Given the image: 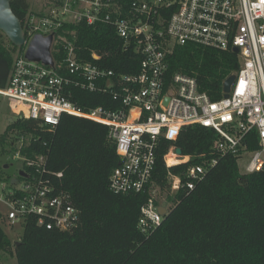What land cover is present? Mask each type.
<instances>
[{
	"label": "built area",
	"instance_id": "built-area-1",
	"mask_svg": "<svg viewBox=\"0 0 264 264\" xmlns=\"http://www.w3.org/2000/svg\"><path fill=\"white\" fill-rule=\"evenodd\" d=\"M84 22L109 24L122 40V51L141 55L135 74L118 73L104 66L108 53L94 51L96 61L77 57L75 31L57 34L65 25ZM26 47L41 34H53L52 52H62L54 66L15 57L8 84L0 95L19 106L18 117L55 129L64 114L105 124L109 140L121 158L110 176V189L128 194L143 191L151 182L161 138L175 141L185 126L200 124L213 129L218 138L208 153L180 155L172 146L164 156L169 168L170 190H193L224 155L239 160L249 153L245 171L264 169V0H57L46 11H31L27 18ZM188 43L236 53L239 68L229 95L213 100L201 91L198 80L183 73L168 79V56L176 45ZM60 45L61 47H56ZM54 57V56H53ZM169 80V81H168ZM104 93L118 101L111 106L83 107L72 100L73 89ZM169 98L168 101L166 99ZM257 131L260 147L249 150L247 136ZM12 145L6 152L20 161L14 174L0 172V226L15 230L31 218L48 229L69 231L80 222V210L71 195L56 181L63 172L47 169V157H28L22 149L30 138L17 129L9 132ZM177 156L170 164L168 156ZM197 158L181 174L173 165ZM20 171H24L22 175ZM142 206L138 228L146 234L156 230L164 216L158 211L171 205L156 203L153 195ZM9 237V236H8ZM12 243L22 237H9ZM0 264H10L0 260Z\"/></svg>",
	"mask_w": 264,
	"mask_h": 264
},
{
	"label": "trees",
	"instance_id": "trees-1",
	"mask_svg": "<svg viewBox=\"0 0 264 264\" xmlns=\"http://www.w3.org/2000/svg\"><path fill=\"white\" fill-rule=\"evenodd\" d=\"M130 1L119 0L124 7ZM11 5L26 29L30 1L12 0ZM72 28L78 58L96 61L94 51L107 52L101 62L104 66L118 73L140 70L141 55L134 50L123 52L122 40L111 25L67 24L57 34L71 36ZM57 47L61 46L54 49ZM24 50L25 46L14 45L0 31V88L8 84L15 57ZM52 54L56 60L62 57L57 50ZM239 65L232 50L188 43L176 45L169 54L167 76H193L201 91L218 100L224 96L226 79ZM72 100L83 107H120L108 94L78 88L73 89ZM12 129L31 139L22 149L23 155L45 154L47 169L63 172L56 184L71 195L80 210V222L72 230L60 231L40 226L31 218L19 245L0 226V260L12 257L14 264H264V169L243 172L234 155H224L193 190L182 188L169 195L172 205L155 231L146 234L138 228L142 206L152 196L153 186L164 188L169 183L164 159L169 149L180 147L183 155L192 156L208 153L218 138L213 129L192 124L175 141L161 138L150 184L141 192L128 194L115 193L109 187L121 158L109 140L107 125L64 114L51 129L17 117L0 136L5 150L12 145ZM259 142L257 131L246 138L249 150L258 149ZM195 160L170 170L181 174ZM156 203L160 204L157 199Z\"/></svg>",
	"mask_w": 264,
	"mask_h": 264
},
{
	"label": "water",
	"instance_id": "water-1",
	"mask_svg": "<svg viewBox=\"0 0 264 264\" xmlns=\"http://www.w3.org/2000/svg\"><path fill=\"white\" fill-rule=\"evenodd\" d=\"M12 0H0V31H2L8 39L16 46L21 47L26 44V36L24 33V26L21 19L15 14L12 5ZM54 35L44 36L41 34L36 35L31 39L25 50V57L31 61L42 62L43 64L54 66V57L52 54V43ZM234 52L238 53V47L234 48ZM236 76L231 75L224 83V92L228 96L231 91L232 84L235 81ZM169 98L166 99L168 101ZM23 118V115L20 116ZM11 122L14 118H10ZM176 152L180 155L183 151L180 147L176 148ZM5 168L9 167V164H5ZM22 175H25L24 171H20ZM158 211L164 216L168 215V210L165 206H160ZM22 241H17L16 245H19Z\"/></svg>",
	"mask_w": 264,
	"mask_h": 264
},
{
	"label": "rangeland",
	"instance_id": "rangeland-1",
	"mask_svg": "<svg viewBox=\"0 0 264 264\" xmlns=\"http://www.w3.org/2000/svg\"><path fill=\"white\" fill-rule=\"evenodd\" d=\"M31 4V11L33 12H41L46 11L47 9L55 6L57 0H29ZM19 106L16 103L11 102L7 97L0 95V136L5 132L9 125L10 118L17 119L19 112ZM249 153H245L243 157L239 160V166L241 171H245V166L247 160L249 159ZM5 164H9L8 168H5ZM20 166V161L18 159H13L9 153L6 152L5 148L0 145V172L7 173L9 175L16 173L17 169ZM168 181L170 179L168 178ZM153 195L156 199L162 204L167 203L168 205H172V202L168 198L169 195L173 193L170 190L169 183L164 188L153 186ZM6 233L9 237L16 236L22 237L23 235V227L18 225L15 230L10 228L6 229ZM8 262L10 264L15 263V258L9 257Z\"/></svg>",
	"mask_w": 264,
	"mask_h": 264
},
{
	"label": "bare ground",
	"instance_id": "bare-ground-1",
	"mask_svg": "<svg viewBox=\"0 0 264 264\" xmlns=\"http://www.w3.org/2000/svg\"><path fill=\"white\" fill-rule=\"evenodd\" d=\"M167 158H168V162L170 164H173V163L177 162V159H178L177 156H175L173 154H170Z\"/></svg>",
	"mask_w": 264,
	"mask_h": 264
}]
</instances>
